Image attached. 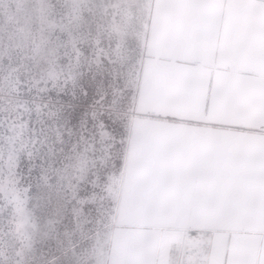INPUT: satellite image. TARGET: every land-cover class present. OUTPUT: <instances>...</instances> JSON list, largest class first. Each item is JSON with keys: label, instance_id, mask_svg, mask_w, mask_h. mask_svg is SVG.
<instances>
[{"label": "rangeland", "instance_id": "1", "mask_svg": "<svg viewBox=\"0 0 264 264\" xmlns=\"http://www.w3.org/2000/svg\"><path fill=\"white\" fill-rule=\"evenodd\" d=\"M153 0H0V264H105Z\"/></svg>", "mask_w": 264, "mask_h": 264}, {"label": "crops", "instance_id": "2", "mask_svg": "<svg viewBox=\"0 0 264 264\" xmlns=\"http://www.w3.org/2000/svg\"><path fill=\"white\" fill-rule=\"evenodd\" d=\"M105 264H264V0H153Z\"/></svg>", "mask_w": 264, "mask_h": 264}, {"label": "built area", "instance_id": "3", "mask_svg": "<svg viewBox=\"0 0 264 264\" xmlns=\"http://www.w3.org/2000/svg\"><path fill=\"white\" fill-rule=\"evenodd\" d=\"M167 264H207L210 242L181 228L167 229Z\"/></svg>", "mask_w": 264, "mask_h": 264}]
</instances>
